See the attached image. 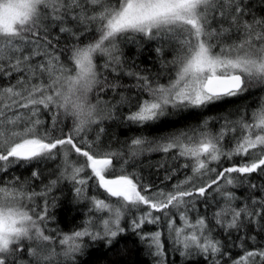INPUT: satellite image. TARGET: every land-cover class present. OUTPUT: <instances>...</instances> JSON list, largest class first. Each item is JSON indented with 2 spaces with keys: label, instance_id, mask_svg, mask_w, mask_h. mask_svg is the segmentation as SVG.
<instances>
[{
  "label": "snow or ice",
  "instance_id": "6c2138e0",
  "mask_svg": "<svg viewBox=\"0 0 264 264\" xmlns=\"http://www.w3.org/2000/svg\"><path fill=\"white\" fill-rule=\"evenodd\" d=\"M245 13L242 0H0V74H25L16 84L0 87V172L17 164L60 155L61 177L79 185L74 188L77 197L83 194L82 186L94 178L108 198H116V203H112L110 199L91 197L90 211L107 212V216L100 218L96 231H92L90 218L83 230L58 234V252L57 237L46 234V222L50 218L47 202L40 211L35 206L29 208L28 203L33 202L37 193L28 192L25 183L0 181V264L75 262L76 255L85 247L83 237L93 241L107 238L110 244L125 231L121 227L122 218L133 211L139 214L132 220L135 229L145 223H158L161 216L153 213H161L168 221L169 233L174 234V243L183 248L182 256L195 250L215 258L221 254L222 245L211 235L206 219L197 217L191 223L187 216V207H195V197L204 198L214 185V191L224 198L214 218L226 230H239L242 215L251 222L264 214V200L253 198V207L245 204L237 208L233 203L234 193L226 190L240 182L233 173L243 177L264 173V98L251 113L250 120L241 117L226 121L218 133L208 130L204 122L198 128L156 141L133 138L128 145L130 158L145 151L168 153L175 149L174 158L190 161L184 167H191L192 176L170 191H150L152 185L143 184L136 173L123 166L127 160L119 169L114 166V159L122 157V152L101 149L98 143L94 147V142L86 136L91 125L110 116L99 109V96L96 103L91 96L96 89L115 90L119 86L108 82L106 77L102 79L95 62L99 55L106 58L104 68L120 64L118 38L139 35L176 45L173 59L168 62L175 66V75L167 84L146 76L137 77L142 95L126 119L140 126L162 123L172 115L207 108L264 85V19L253 16L248 21L243 19ZM49 20L52 23L46 24ZM69 20L76 26L94 25L98 33L94 41L73 46L70 67L62 64L55 54L53 40L58 37L50 38L51 28L59 24L61 33L79 39V33L68 26ZM213 20L217 27L212 26ZM233 33L238 34L237 39L229 43L226 38ZM156 52L162 54L163 46ZM36 57L43 59L33 63ZM45 75L47 83L40 79ZM34 78L40 82L32 83ZM118 103H128V98L121 94ZM41 106L45 110L55 107L74 117L72 130L64 133L57 129L55 117L52 128L45 130L39 118ZM237 127L241 135L234 137L233 147L225 150L222 140L228 131L235 132ZM72 153L83 157V161H71ZM235 156L247 159L222 167L220 171L209 167L211 163L219 164L222 158L231 161ZM86 170L90 173L82 177L81 173ZM210 173L215 174L214 178L202 180ZM32 176L38 178L39 172L33 171ZM50 190L51 185L46 186V191ZM257 204L260 207H255ZM182 208L184 211H180ZM172 209L179 212L182 227L175 225ZM150 240L149 247L155 249L152 255L163 257L161 233H152ZM26 242L29 260L21 259ZM257 255L264 261V250L248 251L233 264H257ZM212 264L219 261L213 259Z\"/></svg>",
  "mask_w": 264,
  "mask_h": 264
},
{
  "label": "trees",
  "instance_id": "16d2710c",
  "mask_svg": "<svg viewBox=\"0 0 264 264\" xmlns=\"http://www.w3.org/2000/svg\"><path fill=\"white\" fill-rule=\"evenodd\" d=\"M242 3L246 9L243 19L251 21L253 16L264 19V0H242ZM45 23L51 24L52 22L49 20ZM68 26L72 27L74 32L79 33V39L70 34L61 33L59 24L51 28L50 38L58 37V39L53 40L55 54L59 55L62 64L70 67L73 46H84L94 41L98 38V33L94 25L76 26L74 22L69 20ZM212 26L217 27L215 20L212 21ZM237 36V33H233L226 39L231 43L237 39ZM117 43L120 64L116 67L112 65L104 68L102 65L106 58L99 55L95 57L98 71L102 72L101 78L106 77L108 82L117 83L119 86L115 90L111 88H106L103 91L94 90L91 96L92 102L96 103L97 96H99V109L106 116L110 113V116L91 125L86 132L87 139L94 142V147L98 143L101 149L122 152V157L114 159V166L119 169L123 161L127 160L128 162L123 166L127 171L136 173L143 184L152 185L150 191L159 189L170 191L174 185L184 181L186 177L192 176L191 167H184L190 161L184 157L174 158L176 157L175 149L168 153L145 151L134 158H130L128 145H130L131 140L136 137H147L149 141H156L182 130L198 128L204 122H207L208 130L218 133L225 126L226 121H237L241 117L250 120L251 113L260 106L261 99L264 98V85L249 89L241 96L226 98L207 108L172 115L162 123L140 126L126 119L130 111L135 110V104L142 95L137 87L140 83L137 77L138 75L146 76L152 81L167 84L169 79L175 75V66L168 62L173 59L176 45H169L166 41L148 40L139 35H135L133 38H118ZM161 46H163V53L158 54L156 49ZM42 59L43 57H36L33 63ZM24 75L23 72H12L10 76L0 74V87L16 84L17 80ZM40 79L45 83L48 82L46 75ZM38 82L40 81L36 78L32 80V83ZM121 94L128 98V103H118L121 100ZM8 115H12V112H9ZM54 117L57 129L63 130L64 133L72 130L74 117L66 115L63 110H58L55 107L45 110L41 106L39 118L43 121L42 127L45 130L52 128ZM101 129L103 130L101 131ZM53 134L57 133L54 132ZM240 135L241 129L239 127L236 128L235 132L228 131L221 142L225 150L233 147L234 137L238 138ZM69 159L79 162L83 161L84 158L77 157L75 153H72ZM242 159L247 158L235 156L231 161L222 158L219 164L211 163L209 167L220 171L222 167L239 163ZM33 171L39 172L38 178L32 176ZM61 171L62 158L57 155L53 159L17 164L6 172H0V181L15 182L16 184L25 183L28 192L38 193L33 202L28 203L29 208L35 206L37 211H40L47 202L50 218L46 222V234L57 237L56 250L58 252L60 251L58 234H71L75 230H83L90 218L93 220L92 231H96L99 227L100 218L107 216V212L100 213L94 209L90 211L92 209L91 197L110 199L112 203H116V198H108L107 193L98 187L94 178L82 186L84 188L83 194L81 197H77L74 188L79 185L62 178ZM89 173L90 170H86L85 173H81V176H86ZM232 175L239 177L240 181L237 186H229L226 189L234 193L236 197L233 202L235 207L241 208L245 204L253 207L251 203L253 198L257 201L264 200V173H253L247 177L237 173ZM214 176V173H210L208 176H204L202 180H208ZM200 180L201 178L198 177L197 181ZM52 181H57V183L52 185ZM49 185H51V190L46 191V186ZM251 185H256V187L253 188ZM188 186L190 185H185V187ZM215 187L214 185L212 189H209L204 198L195 197V207L193 208L191 205L187 207V216L191 223H195L197 217L206 219V223L211 229V235L214 239L219 240L222 245V252L217 257L214 258L211 254L202 255L195 250H192L190 255L182 256L183 248L174 243V234L169 233L168 221L163 218L161 213H153V215L161 216L158 223H145L141 228L135 229L132 226V220L139 214L133 211L122 218L121 227L125 231L112 239L110 244L107 238L93 241L90 237H83L82 242L85 245L83 252L76 255L75 262L68 261L67 264H158V261H161L162 264H212L213 259L218 260L219 264H233L235 260L248 251L264 250V214L253 218L251 222L242 215L243 224L239 230H226L218 225L214 218V213L224 204V198L214 191ZM42 192H46V194L39 195ZM255 207H260V205L257 204ZM180 211H184V209L182 208ZM172 212L175 225L182 227L183 222L179 212L175 209H172ZM157 231L161 233L163 257L152 255L155 249L149 247L151 234ZM21 259L29 260L27 242ZM255 261L257 264H264L258 255L255 257Z\"/></svg>",
  "mask_w": 264,
  "mask_h": 264
},
{
  "label": "bare ground",
  "instance_id": "6f19581e",
  "mask_svg": "<svg viewBox=\"0 0 264 264\" xmlns=\"http://www.w3.org/2000/svg\"><path fill=\"white\" fill-rule=\"evenodd\" d=\"M115 67H116V65H115ZM38 194V193H37ZM42 197V196H41Z\"/></svg>",
  "mask_w": 264,
  "mask_h": 264
}]
</instances>
